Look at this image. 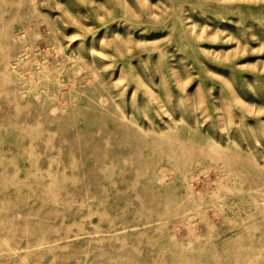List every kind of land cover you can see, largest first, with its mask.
Instances as JSON below:
<instances>
[{
    "label": "rangeland",
    "instance_id": "rangeland-1",
    "mask_svg": "<svg viewBox=\"0 0 264 264\" xmlns=\"http://www.w3.org/2000/svg\"><path fill=\"white\" fill-rule=\"evenodd\" d=\"M0 264H264V0H0Z\"/></svg>",
    "mask_w": 264,
    "mask_h": 264
}]
</instances>
